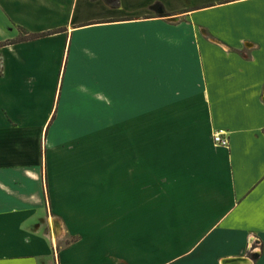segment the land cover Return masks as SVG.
<instances>
[{"label": "crops", "instance_id": "0c3cea01", "mask_svg": "<svg viewBox=\"0 0 264 264\" xmlns=\"http://www.w3.org/2000/svg\"><path fill=\"white\" fill-rule=\"evenodd\" d=\"M5 41L0 264H264V0H0Z\"/></svg>", "mask_w": 264, "mask_h": 264}, {"label": "rangeland", "instance_id": "374dc122", "mask_svg": "<svg viewBox=\"0 0 264 264\" xmlns=\"http://www.w3.org/2000/svg\"><path fill=\"white\" fill-rule=\"evenodd\" d=\"M146 139H151V137H147ZM116 138L113 137L112 138V144L115 143ZM104 149H105V143H104V134L103 132L97 134L96 136V162H100L102 163L104 160ZM93 156V155H92ZM164 171V170H163ZM99 172H101L99 169H97V176H101V174H99ZM165 174H163L164 176ZM163 181H166V177L162 178ZM167 185L161 184L160 185V192L164 193L166 191ZM250 258L253 260V257L250 256ZM220 263V262H219Z\"/></svg>", "mask_w": 264, "mask_h": 264}, {"label": "built area", "instance_id": "2783aa9c", "mask_svg": "<svg viewBox=\"0 0 264 264\" xmlns=\"http://www.w3.org/2000/svg\"><path fill=\"white\" fill-rule=\"evenodd\" d=\"M212 139L214 144L227 146L228 145V138L227 132L223 129L215 130L212 135Z\"/></svg>", "mask_w": 264, "mask_h": 264}, {"label": "water", "instance_id": "95a60500", "mask_svg": "<svg viewBox=\"0 0 264 264\" xmlns=\"http://www.w3.org/2000/svg\"><path fill=\"white\" fill-rule=\"evenodd\" d=\"M250 261L251 259L248 256H237V257L224 258L221 260L220 264H227V263L233 264L237 262L249 263Z\"/></svg>", "mask_w": 264, "mask_h": 264}, {"label": "trees", "instance_id": "16d2710c", "mask_svg": "<svg viewBox=\"0 0 264 264\" xmlns=\"http://www.w3.org/2000/svg\"><path fill=\"white\" fill-rule=\"evenodd\" d=\"M46 33H28V32H23V34L18 38L19 40H26V39H32V38H35V37H38V36H41V35H44ZM16 41V40H15ZM11 42H14V41H5V42H0V46L3 45L4 43H11Z\"/></svg>", "mask_w": 264, "mask_h": 264}]
</instances>
